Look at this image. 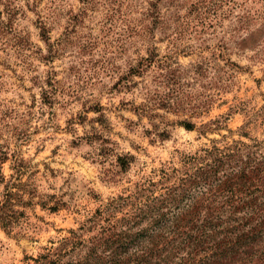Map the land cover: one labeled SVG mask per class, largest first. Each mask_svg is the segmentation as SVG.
<instances>
[{"label":"rangeland","instance_id":"374dc122","mask_svg":"<svg viewBox=\"0 0 264 264\" xmlns=\"http://www.w3.org/2000/svg\"><path fill=\"white\" fill-rule=\"evenodd\" d=\"M263 23L264 0H0L2 168L32 202L0 264H35L213 140H264V34L241 48Z\"/></svg>","mask_w":264,"mask_h":264},{"label":"trees","instance_id":"16d2710c","mask_svg":"<svg viewBox=\"0 0 264 264\" xmlns=\"http://www.w3.org/2000/svg\"><path fill=\"white\" fill-rule=\"evenodd\" d=\"M262 34L264 23L241 48ZM182 126L196 130L191 122ZM208 127L202 124L200 134ZM221 143L184 154L179 167L164 166L159 181L113 197L57 246L45 248L35 264H264V140ZM7 159L0 151V189ZM134 159L118 157L122 174ZM20 187L5 184L2 192L0 226L8 234L32 205ZM41 205L51 212L61 207Z\"/></svg>","mask_w":264,"mask_h":264}]
</instances>
